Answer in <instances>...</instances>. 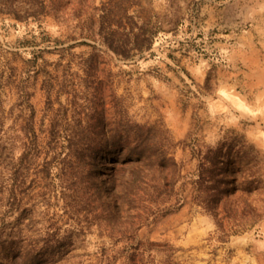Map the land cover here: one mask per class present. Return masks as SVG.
I'll use <instances>...</instances> for the list:
<instances>
[{
	"label": "rangeland",
	"instance_id": "obj_1",
	"mask_svg": "<svg viewBox=\"0 0 264 264\" xmlns=\"http://www.w3.org/2000/svg\"><path fill=\"white\" fill-rule=\"evenodd\" d=\"M59 113L121 131L96 144L126 156L143 139L177 165L117 207L115 152L73 171L47 154ZM216 149L237 179L207 209L196 180ZM131 258L264 264V0H0V264Z\"/></svg>",
	"mask_w": 264,
	"mask_h": 264
},
{
	"label": "trees",
	"instance_id": "obj_2",
	"mask_svg": "<svg viewBox=\"0 0 264 264\" xmlns=\"http://www.w3.org/2000/svg\"><path fill=\"white\" fill-rule=\"evenodd\" d=\"M49 102L51 103L50 100ZM65 119L66 113L56 114L52 118L49 128L42 130L48 135V140L44 146L47 149V154L52 155L55 160L63 162V168L68 171L71 168L68 169L70 166L66 162L74 163L77 160L89 163L99 156L102 149H108L109 153H111V150L115 152L116 158L113 161L118 166L113 167L115 174L111 178L110 191L113 194V203L117 207L127 205L129 210L135 209V204L140 200L139 191H141V186L148 185L156 180L154 170L156 168L165 169L169 165H177L173 157H168L167 150L156 149L155 146L145 143L143 139L137 143L135 148L130 149L129 154L125 156L123 145H116L113 148V145L105 144V146H102L92 140L97 134L102 136V140L110 141V139L120 134V130L103 128L96 132L90 127H62L59 122ZM26 127V136L30 140V144L38 147L40 145L38 142L39 132L36 130L35 124L29 122ZM137 150L138 152H135ZM218 154L219 149L210 150V154L203 157L199 166L198 180H196L198 196L204 197L201 201L207 209H216L221 203L224 193L229 192V194H232L233 190L228 188V184H234L235 188L237 179L235 176L232 181L226 179L229 174V166ZM51 170L52 168H49V171ZM71 170L73 171V169ZM237 171L238 167L231 168V172L234 173L232 175H235ZM173 178L174 175L172 174L170 179ZM120 182L122 184L121 190H119ZM119 191L122 192V195H119ZM203 193H205V196H203ZM134 223L132 222V224ZM131 261L132 264H136L134 258H131Z\"/></svg>",
	"mask_w": 264,
	"mask_h": 264
}]
</instances>
